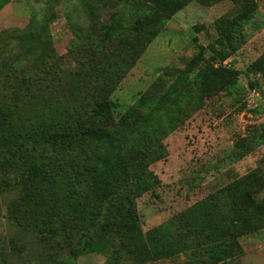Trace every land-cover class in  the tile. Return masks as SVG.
<instances>
[{"label": "trees", "instance_id": "16d2710c", "mask_svg": "<svg viewBox=\"0 0 264 264\" xmlns=\"http://www.w3.org/2000/svg\"><path fill=\"white\" fill-rule=\"evenodd\" d=\"M125 1L147 8L140 33L195 0ZM234 1L239 11L217 21L211 45L200 46L185 69L171 75L170 84L156 81L126 108L111 96L142 55L151 38L147 31L124 38L101 66L92 58L69 73L58 60L48 28L0 31V167L16 178L7 187L19 190L11 217L24 220L41 242L66 249V261L98 252L109 254L110 264H120L125 256L143 264L149 249L137 200L160 185L150 167L167 157L164 140L201 108L200 86L227 90L242 73L224 63L238 51L239 33L257 6L254 0ZM124 26L118 19L106 26L105 45ZM11 39L18 43L10 47ZM245 73L258 78H249V86L264 95V54ZM244 142L236 147L242 149ZM248 152L244 149L243 155ZM246 179L255 181L250 175L236 180L188 208L175 224L159 227L161 244L169 250L159 258L186 248L187 241L175 239L177 230L184 229L189 242L206 254L203 264L209 259L227 264V241L264 228V182L259 189L243 190Z\"/></svg>", "mask_w": 264, "mask_h": 264}, {"label": "rangeland", "instance_id": "374dc122", "mask_svg": "<svg viewBox=\"0 0 264 264\" xmlns=\"http://www.w3.org/2000/svg\"><path fill=\"white\" fill-rule=\"evenodd\" d=\"M254 1L257 7L252 20L239 33L240 47L224 63L242 72L236 84L227 90L208 83L200 86L201 108L164 140L167 157L150 167L160 185L137 200L149 249V258L143 264H203L208 259L206 254L189 242L184 233L188 230L184 229L177 230L175 239L187 241L186 248L159 258L169 250L161 244L158 228L175 224L188 208L247 175L255 181L246 179L243 190L259 189L264 182V95L249 86V78H258L245 73L264 54V0ZM146 9L125 0H3L0 31L11 34L48 28L65 73L77 72L92 58L101 66L105 59L113 58L124 38L133 39L147 31L151 38L142 55L111 96L126 108L156 81L170 84L171 75L184 70L200 46L207 48L214 42L217 21L234 17L239 4L234 0H195L173 18L138 33ZM115 19L125 25L124 29L105 45V27ZM196 27L203 28L197 31ZM11 41L10 47L18 43L16 39ZM242 140L245 147H236ZM244 149L249 151L245 155ZM15 180L0 167V264H110V255L98 252L79 256L75 262L66 261V249L41 242L24 220H14L11 214L16 212L19 190L5 183ZM226 245L227 264H264V228ZM120 264L135 263L125 256ZM208 264H213L210 259Z\"/></svg>", "mask_w": 264, "mask_h": 264}, {"label": "built area", "instance_id": "2783aa9c", "mask_svg": "<svg viewBox=\"0 0 264 264\" xmlns=\"http://www.w3.org/2000/svg\"><path fill=\"white\" fill-rule=\"evenodd\" d=\"M252 93H253V94H254V93H256V90H253V92H252Z\"/></svg>", "mask_w": 264, "mask_h": 264}]
</instances>
